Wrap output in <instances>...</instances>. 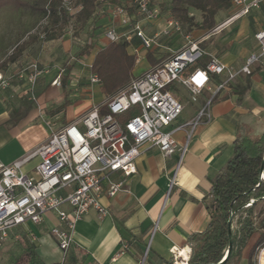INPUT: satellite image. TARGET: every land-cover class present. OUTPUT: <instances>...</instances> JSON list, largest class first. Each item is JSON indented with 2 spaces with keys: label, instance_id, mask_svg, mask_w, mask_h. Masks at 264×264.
<instances>
[{
  "label": "crops",
  "instance_id": "0c3cea01",
  "mask_svg": "<svg viewBox=\"0 0 264 264\" xmlns=\"http://www.w3.org/2000/svg\"><path fill=\"white\" fill-rule=\"evenodd\" d=\"M228 17L213 33L206 32L203 39H210V43L205 48L197 41L228 67L237 69L257 51L254 33L264 29V0L246 15L233 21H227ZM155 24L143 23L148 35ZM38 40L0 71L12 75L9 85L0 88V165L44 143L49 136L48 125L61 127L96 105L90 88L70 90V86L62 87V81L59 87L51 85L53 70L38 78L36 99H30L27 82L18 74L31 61L45 62L53 53L40 49L43 45ZM133 42L139 46L137 39ZM152 46L149 50L153 51ZM153 56L161 58L154 52ZM210 108V120L196 128L182 160L179 152L164 156L157 147L143 145L136 172L126 180V190L112 197L102 196L107 214L100 215L94 208L83 214L65 253L51 234L58 223L57 215L48 213L40 223L27 222L9 230L0 245V264H188L186 237L203 230L209 222L211 179L230 157L238 128H247L252 134L264 132V60L252 66L251 74L234 78ZM186 132L174 134L179 144ZM38 160L30 159L23 170L34 175ZM113 177L118 179L120 175L115 173ZM247 251L242 253L246 260Z\"/></svg>",
  "mask_w": 264,
  "mask_h": 264
},
{
  "label": "built area",
  "instance_id": "2783aa9c",
  "mask_svg": "<svg viewBox=\"0 0 264 264\" xmlns=\"http://www.w3.org/2000/svg\"><path fill=\"white\" fill-rule=\"evenodd\" d=\"M263 0H231L233 21L260 6ZM136 11L122 4L111 7L110 24L103 32L108 41L126 40L134 53L152 46V38L143 28V21L159 17V9L150 0H134ZM62 7L70 11V0H62ZM117 24V26L115 25ZM167 35L171 29L179 30L180 22L168 17ZM257 51L251 53L244 64L233 69L215 54L206 51L197 40L187 43L162 62L131 79L129 84L109 97L104 103L107 112H100L101 104L92 106L76 120L53 131L48 139L30 152L6 165H0V245L9 230L21 224L40 223L48 213L57 215L58 223L51 228L60 250L65 253L74 241L76 223L89 209L100 215L107 214L101 198L114 196L126 190V180L136 172V159L142 146L157 147L164 156L175 152L183 156L189 136L206 115L210 120L212 100L240 74H251L252 66L264 60V29L254 33ZM134 39L139 46L133 45ZM200 62H204L201 65ZM49 67L31 61L18 74L25 78L30 99L35 101L38 78L48 73ZM63 68L55 74L51 85L59 87ZM214 76H223L215 79ZM12 75L1 73L0 88L9 85ZM174 81L196 95L204 90L212 96L206 100L197 117L170 127L182 110L178 97L169 89ZM91 83H99L97 74H91ZM133 114L125 119L119 116L129 110ZM186 142L181 146L175 133L184 130ZM38 157L33 167L34 175L23 170L24 164ZM120 177L114 179L113 174ZM172 253L175 254L172 250ZM254 264H264V242L258 247Z\"/></svg>",
  "mask_w": 264,
  "mask_h": 264
},
{
  "label": "trees",
  "instance_id": "16d2710c",
  "mask_svg": "<svg viewBox=\"0 0 264 264\" xmlns=\"http://www.w3.org/2000/svg\"><path fill=\"white\" fill-rule=\"evenodd\" d=\"M78 10L72 17L60 6L58 0H0V11H31L33 15L48 14L38 33L21 35L10 52L0 58V71L16 62L24 50L39 39L49 41L59 39L66 33V26L73 19L79 30L94 24L96 13L104 6L124 5L129 12L136 11L134 0H75ZM150 5H152L150 1ZM199 11L201 19L193 21L190 10ZM227 16L232 13L231 0H169L168 17L192 25L208 32L217 26L218 12ZM76 35V32H74ZM136 47L138 43H133ZM129 42L108 41L98 47L92 57L90 70L95 72L101 82V93L105 101L125 88L135 67L137 55L127 50ZM91 50L86 44L79 54ZM145 58L149 68L160 62L147 49ZM204 65V62H200ZM68 79L62 76V87ZM216 98L212 100L214 102ZM104 101V102H105ZM101 103L100 112H107L106 104ZM133 110L123 112L119 118L130 117ZM263 173V176H261ZM212 204L208 207L210 219L206 227L192 232L186 237L189 246L188 264H218L228 250L229 233L232 239L231 250L222 264H239L243 251L247 248V264H254L258 247L264 242V213L257 220L256 205L264 199V132L252 134L247 128L240 127L232 142V153L225 165L213 176L210 185ZM171 263V261H170Z\"/></svg>",
  "mask_w": 264,
  "mask_h": 264
},
{
  "label": "rangeland",
  "instance_id": "374dc122",
  "mask_svg": "<svg viewBox=\"0 0 264 264\" xmlns=\"http://www.w3.org/2000/svg\"><path fill=\"white\" fill-rule=\"evenodd\" d=\"M152 5L159 9V17L156 20L151 22H156L151 29L152 38V49L156 56H161L160 61L164 60L170 54L183 47L188 39L201 41V45L205 48L209 43L210 39L204 40L203 37L206 34L205 31H202L196 26L192 25L190 28L186 24H181L179 30L171 29L170 32L166 35L164 31L167 29L166 20L168 18L167 7L169 0H150ZM60 6H62V0H58ZM70 8L68 11L72 17L76 14L78 7L75 0H70ZM111 6H104L99 9L96 13V21L94 24H88L82 29H77L73 19L70 20L69 24L66 26V33L63 37L55 39L52 42L46 43L42 39L38 40L41 42L43 47L40 49L51 50L53 53L49 56H46V61L42 62L37 61L40 65L50 68L51 75H55L60 68H63L62 76L68 79L67 86H70V90H77L80 87L90 88L89 92L91 93L92 101L97 104H101L105 101V97L101 93V82L91 83L90 76L91 74H96L90 70V63L96 49L107 42L106 39L103 40V32L110 25L114 24L111 19ZM190 14L193 16V21L199 22L201 19V14L199 11L190 10ZM227 17V13L224 11L218 12L217 15V26L218 24ZM48 18V14L44 16H36L27 10L19 11H10L2 10L0 11V58H3L8 54L16 43L17 39L24 33L34 34L38 33L42 24L45 23V20ZM147 23V21H143ZM117 26V24H115ZM216 26V27H217ZM213 28L208 33H213L216 29ZM76 32V35L74 34ZM162 41V42H161ZM90 44L91 50L86 54H79L80 50L86 45ZM45 46V47H44ZM128 52L132 53L131 47H127ZM158 50L159 52H155ZM134 53V52H133ZM136 54V53H135ZM137 60L135 63L134 70L130 76L129 82L134 77L140 75L149 69L148 63H146L144 49L141 48L136 54ZM27 61V59H26ZM98 76V75H97ZM99 77V76H98ZM72 81V83H70ZM128 82V84H129ZM127 84V85H128ZM73 85V86H72ZM168 89L175 94L182 104V110L177 118L171 123V126H176L183 124L185 122L191 121L197 117L201 108L206 104V100L210 99L212 96L211 91L204 90L202 93L197 94L196 100H192V93L183 87L179 82L174 81L168 87ZM99 102V103H98ZM213 102L211 103V105ZM211 114V108H210ZM206 121V115L201 117V123L196 127L198 128ZM45 122V121H44ZM60 126L48 125L47 131L49 136L53 131L59 129ZM184 130L188 131L189 126L185 127ZM196 130V129H195ZM194 130V131H195ZM194 131L191 133L188 139L187 146L194 135ZM48 136V137H49ZM187 137L185 136L182 139L181 146L186 142ZM187 150V147H186ZM185 150V152H186ZM184 152V154H185ZM183 154V156H184ZM180 155V153H179ZM181 157V160L183 158ZM264 213V199L260 201L255 207V214L257 220H259ZM26 225H22L24 228ZM239 264H247L246 255L243 254Z\"/></svg>",
  "mask_w": 264,
  "mask_h": 264
},
{
  "label": "water",
  "instance_id": "95a60500",
  "mask_svg": "<svg viewBox=\"0 0 264 264\" xmlns=\"http://www.w3.org/2000/svg\"><path fill=\"white\" fill-rule=\"evenodd\" d=\"M0 77H1V73H0ZM261 176H263V173H261ZM231 247H232V239H231L230 233H229V246H228V250H227V252H226L223 260L221 262H219L218 264H222L225 261V259L227 258L228 254H229V252L231 250Z\"/></svg>",
  "mask_w": 264,
  "mask_h": 264
},
{
  "label": "bare ground",
  "instance_id": "6f19581e",
  "mask_svg": "<svg viewBox=\"0 0 264 264\" xmlns=\"http://www.w3.org/2000/svg\"><path fill=\"white\" fill-rule=\"evenodd\" d=\"M177 251H179V250H177ZM174 253L176 254V251H174ZM179 253L180 252H178V255H179ZM181 254H183L185 257H186V254L185 253H181ZM183 257V256H182ZM179 261H182V260H179Z\"/></svg>",
  "mask_w": 264,
  "mask_h": 264
}]
</instances>
